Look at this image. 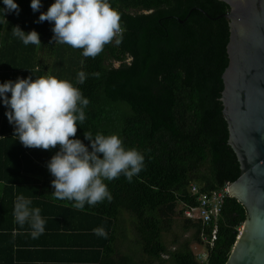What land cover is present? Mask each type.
<instances>
[{"label": "trees", "instance_id": "obj_1", "mask_svg": "<svg viewBox=\"0 0 264 264\" xmlns=\"http://www.w3.org/2000/svg\"><path fill=\"white\" fill-rule=\"evenodd\" d=\"M16 2L19 15L6 13L0 24V83L48 75L71 82L90 103L83 126L77 123L76 136L70 139H80L91 151L85 131L116 134L125 148L138 150L145 159L131 183L123 175L105 181L111 203L77 210L72 202L52 196L54 177L47 164L59 145L44 150L21 144L0 100V264H145L119 247L129 239L125 214L134 234L131 246L141 247L152 262L226 264L247 217L244 205L226 197L206 262L198 260L192 247L201 243L203 225L185 217L184 208L195 203L192 183L203 191L217 190L241 173L228 144L220 100L230 27L219 16L230 5L220 0H109L121 17L115 38L121 43L114 39L95 58H85L82 49L55 44L54 22L36 23L51 0H41L36 12L31 0ZM0 7H5L2 0ZM15 26L26 33L37 31L41 44L25 46L12 35ZM80 71L87 77L82 85L76 83ZM18 195L40 209L45 231L38 239L31 237L28 224L21 227L14 221ZM177 215L185 218V231L193 233L176 238L171 248L164 234L172 231ZM98 227L107 238L93 234Z\"/></svg>", "mask_w": 264, "mask_h": 264}, {"label": "clouds", "instance_id": "obj_2", "mask_svg": "<svg viewBox=\"0 0 264 264\" xmlns=\"http://www.w3.org/2000/svg\"><path fill=\"white\" fill-rule=\"evenodd\" d=\"M2 2L5 7H0V24L6 20V13H20L16 0ZM42 6L41 0H31L33 12ZM120 20L109 0H55L36 23L54 22L55 44L82 49L85 58H95L121 32ZM12 35L25 46L41 44L40 34L35 30L26 33L15 26ZM120 43V39H115V44ZM86 79L85 72L80 71L76 83L82 85ZM0 100L8 109L5 115L14 125V136L21 144L44 150L59 145L47 164L54 177L51 183L55 200L72 202L77 210H84L86 205L94 207L105 200L111 203L113 196L105 181L111 182L123 175L131 183L144 168V155L134 148H125L116 134L93 135L85 131L84 138L91 142V151L80 139H70L76 136L77 123L83 126L90 101L69 81L51 75L35 80L31 76L9 80L0 83ZM31 204V199L18 195L13 216L19 226L28 224L31 237L38 239L45 231V221L40 209L32 208ZM93 234L104 238L108 235L103 227L93 229Z\"/></svg>", "mask_w": 264, "mask_h": 264}, {"label": "water", "instance_id": "obj_3", "mask_svg": "<svg viewBox=\"0 0 264 264\" xmlns=\"http://www.w3.org/2000/svg\"><path fill=\"white\" fill-rule=\"evenodd\" d=\"M220 1L230 5L219 16L230 27L220 100L241 168L229 192L247 210L226 264H264V0Z\"/></svg>", "mask_w": 264, "mask_h": 264}, {"label": "built area", "instance_id": "obj_4", "mask_svg": "<svg viewBox=\"0 0 264 264\" xmlns=\"http://www.w3.org/2000/svg\"><path fill=\"white\" fill-rule=\"evenodd\" d=\"M191 195L195 198L194 204H185L184 216L194 221L201 222L202 249L195 252L200 262H206L209 258V251L217 240L219 230V219L222 215L225 199L230 196L229 183L223 188L203 191L196 183L190 185ZM242 228H240L241 231Z\"/></svg>", "mask_w": 264, "mask_h": 264}, {"label": "rangeland", "instance_id": "obj_5", "mask_svg": "<svg viewBox=\"0 0 264 264\" xmlns=\"http://www.w3.org/2000/svg\"><path fill=\"white\" fill-rule=\"evenodd\" d=\"M44 1H49V0H44ZM55 0H51L50 3H54ZM128 62L131 61V58L127 59ZM120 62L117 61L115 62L116 66H120ZM125 220L127 221V227H129V230H127V235L129 236L128 241L127 240H122L119 243V247L122 250L123 253H134L136 255H134V259L135 261H139L140 263L143 262L145 264H172V262L170 260H167L166 262H162L160 260H156L154 262H152V260L143 253L141 247L138 246H131L130 241L131 238L130 237H134V234L132 232V228H131V224H130V220H129V215L125 214L124 216ZM185 218L181 215H177L176 216V222L174 225V228L172 229V231L165 233L164 234V240L166 241V243L168 244L169 247L174 248L173 246V242L176 238H191L193 230H188L185 231ZM129 244H130V248H129ZM192 247L194 249L195 252H200V250L203 248L201 244L199 243H193ZM133 249V250H132ZM169 256H165V259H169Z\"/></svg>", "mask_w": 264, "mask_h": 264}]
</instances>
